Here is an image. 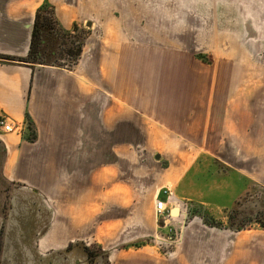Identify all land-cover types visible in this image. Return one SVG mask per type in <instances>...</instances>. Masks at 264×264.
<instances>
[{"label": "crops", "instance_id": "crops-1", "mask_svg": "<svg viewBox=\"0 0 264 264\" xmlns=\"http://www.w3.org/2000/svg\"><path fill=\"white\" fill-rule=\"evenodd\" d=\"M45 3L62 31L87 26L72 69L3 59H26ZM207 5L214 18L190 0H0V113L22 125L0 132V264H88L91 246L107 264H264V0ZM138 154L172 155H155L167 167L141 200ZM163 188L190 216L167 256L152 245ZM194 210L251 219L213 227Z\"/></svg>", "mask_w": 264, "mask_h": 264}, {"label": "rangeland", "instance_id": "rangeland-1", "mask_svg": "<svg viewBox=\"0 0 264 264\" xmlns=\"http://www.w3.org/2000/svg\"><path fill=\"white\" fill-rule=\"evenodd\" d=\"M171 1L179 2L182 0H171ZM190 1L192 3H201V4H203V6L208 7V10H207L208 18H210V17L214 18V11H210L211 7L209 5H207L208 3H215V2H220V3L223 2L225 4L230 3V0H190ZM199 12H200V10H198V9L197 10L191 9V11L189 13L190 18H191V26L197 25V27L199 26V28H201L199 22L202 21L201 20L202 17H201ZM194 27L195 26L191 27V31H193ZM79 28H80L79 29L80 31L77 32V35L80 36L82 39V37H83L82 32L86 34V33H88V29H87L86 25H83V26L80 25ZM191 36L195 40V36H194L193 32L191 33ZM50 38L52 40L51 49H53L54 54H55V55L52 54V57H53L51 59L52 64L57 65V66H62L63 68L65 67L66 69H70L71 68L70 67L71 60L64 54L65 49L69 44V41H68L69 39H66L65 36H63V34L60 32L51 33ZM176 40H178V41H180V43H182V37L181 36L178 37ZM190 51H192L191 50V43H190ZM195 57L198 60H200L206 64H210L211 59H212L211 56H209V54H197V55H195ZM130 140L135 141V139H133V138H130ZM138 140L140 142L142 141L143 143H145V144L147 143V145H149V144H151L150 140L152 141V138H147V139L142 138V139H138ZM172 140H173V138H160L159 140L156 138H153V142L155 144L157 141H159V145H161L164 148H165V146L166 147L170 146L168 144H169V142H172ZM145 144H143V145H145ZM155 155H158L160 158L164 155L172 156L171 154H164V155H162V154H150V155L144 154V158L141 159L140 155L138 154L136 157L138 159H135L134 157L136 155H133V159H135V160H133L132 163H128V170H127V172L129 171L128 172V185H127L128 191L130 193H132L133 196H134V194L137 193V195L139 196V200H141L143 197L147 198V195H151L155 190L158 189V187L155 184V180H154L156 172H152V171H155L156 169H159V171H161L167 167V161L163 158L161 160L157 161L156 159H154ZM177 156L183 157V155H177ZM186 156H188V155H186ZM193 156H195V155L191 154V157H193ZM142 204H143V201H138V202H135L134 206L135 207L137 206L140 210V207ZM126 205H127V209L126 208L122 209V213H119L120 214L119 216H121V217L115 219V217L112 216L110 220L109 219H100V220H104L105 225H108V224L110 225V224H113L117 220L128 218L131 215V213L133 212V210H131V206H129V202L126 203ZM139 213H141V211H139ZM142 215H143V213H142ZM233 216H234V222L236 221L237 226H246L248 224V220L251 219V218L247 219L248 217L245 215L244 216L243 215L237 216L236 213L233 214L229 211L227 213H224V215L222 213L216 219H211V220L215 221L216 225L218 227H221L223 225H227L228 223H230V221H232V219H233ZM189 218H190V216L188 214V219ZM223 218H225L223 220V222L225 224L222 222ZM259 221H264V219L259 220ZM261 224H264V222ZM101 227H103V225H101ZM245 230L250 231V230H260V229H245ZM143 240H147V239L145 238V239H142V241ZM88 249L91 252L96 251V255H95L96 258L94 260L98 261L97 264H107L108 263L106 256L100 254L96 247L91 246ZM97 252H98V254H97Z\"/></svg>", "mask_w": 264, "mask_h": 264}, {"label": "trees", "instance_id": "trees-1", "mask_svg": "<svg viewBox=\"0 0 264 264\" xmlns=\"http://www.w3.org/2000/svg\"><path fill=\"white\" fill-rule=\"evenodd\" d=\"M80 28L77 25H73L71 31L64 32L62 31L55 19L53 8L45 3L43 4L37 11L34 17L33 28L31 33V40H30V48L28 52V56L26 59H13V58H3L9 61H20L26 62L29 64H39V65H52L51 59L52 54H54L53 49H51L52 40L50 38L51 33L60 32L65 36L66 39H69V44L65 49L64 54L71 60L70 67L73 68L77 60L80 57L82 47L84 44V40L87 37L88 33H83V37L81 39L80 36L77 35V32L80 31ZM45 42V44H43ZM62 67V66H58ZM70 68V69H71ZM191 215L199 216L203 223L207 226L218 227L216 222L211 220L206 213L201 210H194ZM232 221H230L231 223ZM243 227L239 229H234V231L243 230ZM88 253L89 258H93L96 255L95 252H91L88 248L84 249ZM98 254V252H97Z\"/></svg>", "mask_w": 264, "mask_h": 264}, {"label": "built area", "instance_id": "built-area-1", "mask_svg": "<svg viewBox=\"0 0 264 264\" xmlns=\"http://www.w3.org/2000/svg\"><path fill=\"white\" fill-rule=\"evenodd\" d=\"M22 125L12 123L0 113V132L20 133ZM158 195L165 199L156 197L154 201L155 234L153 235V246L165 256L170 255L174 248L181 242L182 231L188 220V206L186 202L176 199L171 191L163 188ZM176 209L177 213L171 214ZM150 244V241L148 242Z\"/></svg>", "mask_w": 264, "mask_h": 264}, {"label": "flooded vegetation", "instance_id": "flooded-vegetation-1", "mask_svg": "<svg viewBox=\"0 0 264 264\" xmlns=\"http://www.w3.org/2000/svg\"><path fill=\"white\" fill-rule=\"evenodd\" d=\"M82 253L85 255L84 258L86 257V262H87L88 264H91V263L94 262V259H95L96 257L89 258V257H88V253H87L85 250H82ZM81 257H82V256H81Z\"/></svg>", "mask_w": 264, "mask_h": 264}, {"label": "water", "instance_id": "water-1", "mask_svg": "<svg viewBox=\"0 0 264 264\" xmlns=\"http://www.w3.org/2000/svg\"><path fill=\"white\" fill-rule=\"evenodd\" d=\"M177 213V211H176V209H174V210H172V212H171V214H176Z\"/></svg>", "mask_w": 264, "mask_h": 264}]
</instances>
